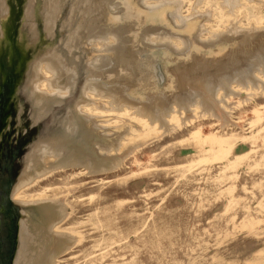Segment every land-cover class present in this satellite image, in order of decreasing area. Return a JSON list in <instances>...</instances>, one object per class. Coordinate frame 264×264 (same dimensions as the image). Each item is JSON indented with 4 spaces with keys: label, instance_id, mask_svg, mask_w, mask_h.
<instances>
[{
    "label": "rangeland",
    "instance_id": "obj_1",
    "mask_svg": "<svg viewBox=\"0 0 264 264\" xmlns=\"http://www.w3.org/2000/svg\"><path fill=\"white\" fill-rule=\"evenodd\" d=\"M2 32L0 264H264V0H0Z\"/></svg>",
    "mask_w": 264,
    "mask_h": 264
},
{
    "label": "bare ground",
    "instance_id": "obj_2",
    "mask_svg": "<svg viewBox=\"0 0 264 264\" xmlns=\"http://www.w3.org/2000/svg\"><path fill=\"white\" fill-rule=\"evenodd\" d=\"M36 6V5H35ZM38 7V6H37ZM36 7V8H37ZM38 9V8H37ZM7 12V11H6ZM37 12H39V13H37ZM35 11L34 10V12L32 13L33 14V17H34V21L36 22V19H37V15L39 16H41V11ZM4 18H8V14L7 13H5V15H4ZM50 15H49V17L47 18V26H48V24L50 23ZM34 22V23H35ZM48 30H46L48 33L45 35V36H49V34L51 33V28H47ZM24 32H25V30H23ZM22 31V33H21V36L22 37H24V32ZM28 34V33H27ZM116 34V33H115ZM5 35H6V33H3L2 32V34L0 35V44H1V41H2V39L5 37ZM32 36H33V38L31 37V36H29V40H28V44H27V46L28 47H30L31 45H35L38 41H40V37H39V34H36V33H34V34H32ZM47 55H50V54H47ZM41 57H42V55H41ZM39 58H40V55H39ZM51 58H54L55 59V63L57 62V58H55V57H51ZM41 59V58H40ZM45 59H46V61H45ZM45 59L42 57V61L40 62V64H46L47 65V68H49L50 69V71L52 70V72L53 73H55V74H57L58 75V73H60V72H58L59 71V69L57 68L58 67V63H53V62H50L49 60H47V59H50L49 58V56H48V58H46L45 57ZM51 60V59H50ZM103 61H105V60H102V64L104 65V64H106V63H103ZM37 62V61H36ZM34 63V62H33ZM100 63V62H99ZM98 64V63H97ZM102 64H100V65H102ZM108 64V63H107ZM35 65H36V63H35ZM34 65V66H35ZM99 65V66H100ZM109 65V64H108ZM60 66V65H59ZM97 67H98V65H97ZM103 67H105V65L103 66ZM100 68V67H99ZM140 69V68H139ZM51 72V73H52ZM49 73V72H48ZM52 73V74H53ZM111 73V72H110ZM42 74H45L44 72L42 73ZM62 74V73H61ZM180 76V75H179ZM186 76L187 75H183L182 74V83H184L185 81V79H187L186 78ZM50 76L48 75V74H46L45 75V78L43 79L44 81L43 82H45V83H48V87H49V90L51 91L52 89H55L56 90V88H54V86H56V85H54V83L50 80V79H48ZM76 77V76H75ZM74 77V78H75ZM185 78V79H184ZM57 79H55V80H53V81H56ZM73 80H75V79H73ZM58 82V81H57ZM148 83V82H147ZM150 84V83H149ZM147 85V84H146ZM151 85V84H150ZM43 86H45V85H43ZM42 86V88H44ZM47 86V85H46ZM87 86V85H86ZM40 87V86H39ZM57 87V86H56ZM42 88H40V89H42ZM95 88V87H94ZM93 88V89H94ZM137 89V88H136ZM44 90V89H43ZM43 90H41V91H43ZM87 90V89H86ZM91 90V89H90ZM95 90V89H94ZM57 91V90H56ZM59 91V90H58ZM136 91V90H135ZM33 92V91H32ZM53 92H55L54 90H53ZM93 92V91H92ZM139 92V91H138ZM107 94H109L108 92H106ZM36 93L34 92L33 93V96L35 95ZM95 94V93H94ZM100 94H101V92H100ZM134 94H136V93H134L133 92V95ZM43 94H41V96H42ZM96 95V94H95ZM36 96V95H35ZM98 96V95H97ZM53 97H55V96H53ZM100 97V96H99ZM98 97V98H99ZM112 98L113 100V102L111 103V105H113L114 103H117L118 104V102L120 103V104H129L130 106H131V103H132V105L134 106V108H136L140 113H143V114H148V115H150L149 117H152L153 119H155L156 117H158L159 119H160V104L158 105H155V107H154V109H152V110H154V112H152V111H150L151 110V108H149L147 105H137V103H133V102H130V99H129V101H128V99H126V98H124L123 99V97H118V96H116L115 94H112V96H111V93H110V95H108V97L107 98ZM35 98V97H34ZM44 98V97H43ZM100 99H101V97H100ZM100 99H96L97 101H99ZM132 101V100H131ZM98 103H101V100L98 102ZM80 106V105H79ZM119 106V105H118ZM129 106V107H130ZM136 106H138V108L136 107ZM120 107H122V106H120ZM128 108V107H127ZM126 108V109H127ZM136 110V111H137ZM89 114V113H88ZM154 116H155V118H154ZM41 117V116H40ZM84 117H86L85 119H90V116H88L87 114H85L84 113ZM38 118V117H37ZM158 119V120H159ZM160 121H162L161 119H160ZM97 123V122H96ZM157 123V122H156ZM75 125V124H74ZM74 125L72 126L71 124H70V126H69V128H68V130L71 132V133H74V132H76L75 131V129L76 128H74ZM70 133V134H71ZM68 141V140H67ZM60 143V142H59ZM62 143H64V141L62 142ZM61 143V144H62ZM57 144V143H56ZM56 144H55V142L53 141V140H46V141H42L41 143H40V141H39V144H38V147H36V152H38L39 153V155L42 157V158H47L48 156H56L57 157V159L58 158H60L61 159V157L60 156H63L64 157V155H63V153L65 154V152H66V148L65 147H63L62 148V151L61 150H59V152H58V150H57V146H56ZM60 145V144H59ZM64 145V144H63ZM34 147V148H35ZM62 147V146H61ZM35 152V153H36ZM59 153V155H57L56 153ZM34 154V153H33ZM30 155V154H29ZM32 156H34V155H32ZM32 156H29V157H32ZM39 156V157H40ZM35 158H36V156H35ZM29 159V158H28ZM27 159V160H28ZM30 159H32V158H30ZM37 159H38V156H37ZM69 159H70V157H69ZM40 160H43V159H40ZM66 160V158L65 159H63V160H61L58 164V167H56L55 165H53V166H51L49 169H47V171H50V170H52V169H58V168H62L63 167V165H65L66 163H68V158H67V161H65ZM69 161H74L73 160V158H72V160H69ZM28 162H31V161H28ZM35 162V161H34ZM71 162H69L68 163V165L69 164H72ZM36 163V162H35ZM31 163H29V165H30ZM34 164V163H33ZM63 164V165H62ZM67 165V164H66ZM33 166V165H32ZM34 167V166H33ZM33 167L31 168V169H33ZM45 169V168H44ZM96 170V169H95ZM22 179V178H21ZM25 184H27V181L25 182V181H22L21 182V180H20V184L18 185V187H17V189H16V193H15V195H14V198H13V201L15 202V203H21V201H20V199H19V195H18V192L21 190V188H23L24 186H25ZM27 223H25V221H23V222H21V224H20V232H21V235H20V246H19V250H18V255H17V262H22V261H24V262H28L27 261V259H30V258H27V254H29V253H27L28 252V248H27V244L25 243V238H24V236H26L27 235ZM24 233H25V235H24ZM30 242H32V241H30ZM32 251V250H31ZM27 255V256H26ZM33 260L35 259V258H32ZM32 261V260H31ZM30 262V261H29ZM38 262V261H37ZM39 263V262H38ZM16 264V263H15ZM21 264H23V263H21ZM28 264V263H27Z\"/></svg>",
    "mask_w": 264,
    "mask_h": 264
},
{
    "label": "flooded vegetation",
    "instance_id": "obj_3",
    "mask_svg": "<svg viewBox=\"0 0 264 264\" xmlns=\"http://www.w3.org/2000/svg\"><path fill=\"white\" fill-rule=\"evenodd\" d=\"M22 31H23V29H22ZM6 200H7L6 192H1V194H0V236H1V233H2L1 232L2 216L5 214V210H6V208H5ZM15 260H16V256L14 258L13 264L15 263Z\"/></svg>",
    "mask_w": 264,
    "mask_h": 264
}]
</instances>
